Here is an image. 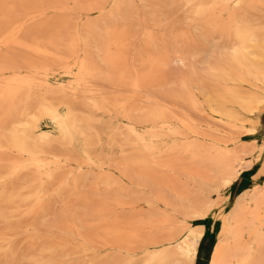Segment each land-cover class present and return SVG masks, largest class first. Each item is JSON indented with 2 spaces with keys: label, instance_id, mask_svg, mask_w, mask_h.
<instances>
[{
  "label": "bare ground",
  "instance_id": "1",
  "mask_svg": "<svg viewBox=\"0 0 264 264\" xmlns=\"http://www.w3.org/2000/svg\"><path fill=\"white\" fill-rule=\"evenodd\" d=\"M83 1L0 0V224L11 230L0 233V256L15 263L14 242L23 234L32 241L29 251L38 252L31 257L36 264L70 263L56 258L60 250L70 257L81 253L86 264H264V182L244 189L227 213H214L224 221L216 244L200 223L213 213L211 193L221 196L233 186L245 155L256 148L198 122L190 112L178 113L183 103L258 133L264 109V0H143L159 5L144 17L135 0H90L86 7ZM170 8L184 10L200 35L189 31V22L168 21ZM79 9L95 10L96 17L84 20ZM256 10L262 16L255 17ZM51 12L79 18L58 20ZM210 33L224 45L211 61L201 52ZM134 36L140 44L131 54ZM190 45L199 50L190 52ZM20 47L55 60L59 69L36 60L22 68L15 61ZM196 59L205 68L197 69ZM175 63L187 70L178 90L170 92L164 87L176 74L168 69ZM61 73L69 80L59 78ZM211 78L219 91L206 86ZM100 81H118L132 95L107 94ZM46 119L51 129L43 126ZM115 145L123 154L130 146L132 153L118 160L104 151ZM91 175L96 193L79 195ZM103 189L110 194L103 197ZM64 193L81 198L83 206H65L60 218L48 223L49 233L58 231L62 241L37 247L36 241L47 238L39 217L50 215L54 197L64 202ZM172 198L179 203L172 205ZM142 204L149 213L130 210ZM247 223L256 225L246 230Z\"/></svg>",
  "mask_w": 264,
  "mask_h": 264
},
{
  "label": "rangeland",
  "instance_id": "2",
  "mask_svg": "<svg viewBox=\"0 0 264 264\" xmlns=\"http://www.w3.org/2000/svg\"><path fill=\"white\" fill-rule=\"evenodd\" d=\"M89 1L90 0H85L82 2V4H84L86 7V5L88 4ZM145 3H146V1H143V0H135V5L137 7L139 17H144V14L146 11L153 10V9L159 7V5H157L155 3H152L150 5H149V3H148V5H145ZM106 4L108 6H111V2H106ZM72 5H73V3H70V6H72ZM169 10L171 11V13H169V15H168V21L171 20L172 22L174 21V22H178V23L183 22L184 24H187L189 22V24L187 25L189 31L191 33H193L194 36L200 35V30L198 28V24L193 22V19L190 21V19L186 18L187 14L185 13L184 10H182V11L181 10H175L174 8H170ZM77 12H78L77 13L78 15L77 14L76 15L79 17H82V19H84V20L88 17H90V18L96 17L95 10L79 9V10H77ZM253 14L255 15V17L262 16L261 15L262 10H256V11H254ZM72 15H74V14H72ZM76 15H75V17H76ZM50 16L54 19L57 18L58 20L65 19L67 21V19H68L69 22L73 21L72 18L74 17V16H72V17L71 16H64V13H62V12H57V13L51 12ZM79 17H76V18H79ZM211 35L212 34L210 33L209 34L210 40H209L208 45L203 46L201 48V52L203 54L208 55L210 61L214 58L215 55L218 56L221 52L224 51V49H223L224 45L222 44L223 41L220 39L213 40L211 38ZM212 36H215V35H212ZM132 41H133L134 45L132 47V50L130 51L131 54H133L136 51V49L139 47L140 37L134 36L132 38ZM188 47H189L188 50H190V52L196 51V49L199 50V48H196V46L190 45ZM20 48H22V49H20ZM20 48H19L20 52H19V49H16V51H15L16 52V60L15 61H17L16 62L17 65H19V61H20L19 66H22V68L23 67L26 68L28 65L25 61L36 60L38 62L44 61L46 63H51V64L56 66L57 70L59 69L57 62L55 60L46 58L42 55L36 56L32 52H29V50H27L26 48H23V47H20ZM134 48H135V50H134ZM177 48H180V46H178ZM25 49L27 50V52L22 51ZM22 52H23V54H22ZM21 57H22V59H21ZM213 62H214L213 63L214 65L220 64L218 62V60H213ZM192 63L194 64V66L197 69L205 68L204 64H202L199 61V59L198 60L196 59ZM168 69L169 70L171 69V71L175 70L176 74L170 75V82H169V84H167L166 87H164V89L169 88L171 90L170 91L168 89L170 92L176 91V90H178V86H179L178 83H179V79H180V74L182 72H185L187 70V68H186V66L183 67L182 65H180V63H175L174 65L169 66ZM58 77L59 78L61 77L62 80H66V81L69 80V77L66 75H63L62 73ZM206 82H207L206 86L208 85L209 87H211L212 91H214V92L219 91L221 89V87H219L217 84H214L213 78H211L210 81H206ZM98 83H99L98 86L101 87L103 89V91H105L107 94L117 96V97H122L125 95H127V96L132 95L130 88L120 86L118 81H116L115 85L111 84L109 82H106V81H100ZM149 90H150V87L147 89V91L149 92ZM154 90L151 89V91H154ZM198 95H199V93H198ZM159 96L164 101H169V102L172 101L170 97L164 96V94H160ZM135 100L138 101V97ZM144 105H146V101H144ZM179 106L181 107V109L178 110L179 114H183L184 112H190L198 120V122H200L204 125H207L209 123L210 126L214 127L215 129H218L220 132H224L225 134H230V135H233L235 137H238V139H240V140H238V143L245 144V145L249 146L250 150H251V147L256 148V150L254 152L249 151L245 155V161H244L245 168H244L241 176L237 180V182L233 186L222 189L221 196H219L216 193H211V199L216 200L212 214H214V213L218 214V213H222V212L227 213V211L232 207L236 197L244 189L254 187V185H256L257 183L261 184L264 182V109L262 110L261 113H259V117L257 116L258 120H259L258 133L257 134H248L245 132L246 128L240 129V128H233V127L228 126L225 123V121H226L225 119H227V118L222 116L221 114H216L214 111L210 110V112L213 114V117L209 118L207 116L205 117V115L203 113L196 112L195 110H192V108H189L188 105H185L183 103H179ZM83 109L86 113L90 112V109H88V108H83ZM99 114H101V113H99ZM102 118H103V121H106V120H108V115H104V116H102ZM98 125H102V124H98ZM43 126L46 129H51V127H52L49 124V121L47 119L43 121ZM103 128L105 130L109 131L108 126H103ZM106 138H107V136H105V138H104L105 141H106ZM104 149H105L104 150L105 152H112V154L115 157H117L118 160L121 159L124 154L132 153V148L130 146H127L125 148L124 154L118 145L112 146V148L105 146ZM114 169H115L116 173L119 171L116 168H114ZM188 182L192 184V182L190 180ZM100 185H102V183ZM89 186H91V187H89ZM95 186H96V182H94V176L91 175L90 179L82 184V187L80 188L81 190H80L79 195L84 196V195L96 193ZM101 191H102L101 195L103 197H105V195H107V194H110L109 191L105 192L104 189ZM64 194L66 195L65 201L62 203L59 202V200L57 198H55V197L53 198L50 215H48L50 211L48 212V214H46L47 216L46 215H40L39 218H43L44 223L40 224L39 227L42 229V232L47 234V238H45L46 240H44V241H36L37 247L42 248V247H44V245H47V246L51 245L52 246V244H57L58 242L62 241L61 238H63V237H61L60 234H58L59 233L58 231L49 233V229H50L49 225L52 224L57 218H60V216H61L60 212L64 208H66V207L70 208V207H74V206L75 207L83 206V202H82L81 198H76V199L74 197L66 198L67 195L69 196V194L68 193H64ZM98 201H99V199H97V198L94 199V202H98ZM175 203H179V201L177 199L172 198L171 204L175 205ZM129 207H130V210H132V211H143V212H147V213L150 212V207L146 204H144V205L142 204V206L139 207V209L135 208L136 210L131 209L132 206H129ZM4 208L6 211L8 210L6 205ZM4 208L2 206L3 210H4ZM52 211H53V213H52ZM116 213L121 214V216L124 215L126 217L130 214V213H123L122 214V212H116ZM212 214L209 216V218H207L206 221L200 222V223H204V225H207V227H208L207 235L209 237H212L214 239V244H216L218 235L224 226V221H223V218L216 216L215 214L214 215H212ZM115 215L116 214H114V213H110V216H115ZM89 216L91 217L89 219H91V220L94 219L93 212H91ZM30 220L31 219H29L28 221H25L26 222L25 224L30 222ZM48 223H50V224H48ZM194 223H198V221H195ZM47 224H48V226H47ZM0 225H1L0 226V233H5L7 231H11L10 229L7 228V226H4L3 224H0ZM13 225H16V223H14ZM252 225L255 226L256 223H250V224L247 223L244 226H245L246 230H249L250 228L253 227ZM16 236H17V238L14 242V247L18 250V257L15 259V263H12V264H36L32 261L31 257H33L32 255L38 254V252L37 251H34V252L29 251L30 246L32 244V241L26 239L23 234H17ZM153 238H155V234L153 235ZM42 243H43V245H42ZM70 248H68V251ZM60 251H57L55 256L59 260H64V261L69 260L70 263H66V264H86L84 261L85 257H83V255L81 253H76L74 255H71V257H70V256L64 254L63 250H60ZM262 251L264 252V245H263ZM0 254H2V253H0ZM44 256H46V258H48L49 254L46 253V254H44ZM7 261H8L7 257H5L3 255L0 256V264H7Z\"/></svg>",
  "mask_w": 264,
  "mask_h": 264
}]
</instances>
